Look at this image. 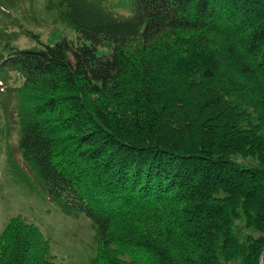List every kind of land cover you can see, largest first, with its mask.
<instances>
[{"label":"trees","instance_id":"16d2710c","mask_svg":"<svg viewBox=\"0 0 264 264\" xmlns=\"http://www.w3.org/2000/svg\"><path fill=\"white\" fill-rule=\"evenodd\" d=\"M41 2L75 38L16 47L0 0V91L33 95L19 150L91 264H262L264 0ZM39 230L11 219L0 264H56Z\"/></svg>","mask_w":264,"mask_h":264},{"label":"rangeland","instance_id":"374dc122","mask_svg":"<svg viewBox=\"0 0 264 264\" xmlns=\"http://www.w3.org/2000/svg\"><path fill=\"white\" fill-rule=\"evenodd\" d=\"M6 2L12 5L13 12L7 14L12 19H7L1 27L11 35V40L16 41V47H41L24 36L23 28L39 35L41 42L50 46L63 36L75 38L70 29L61 25L56 15L43 13L41 0ZM107 4L120 15L128 16L130 13L127 0H107ZM32 97L29 91L23 96H8L0 91V236L11 219L21 217L37 226L50 241L51 256L56 264H91L98 250L91 221L84 215L67 216L58 205H54L19 150L22 122L18 109Z\"/></svg>","mask_w":264,"mask_h":264},{"label":"water","instance_id":"95a60500","mask_svg":"<svg viewBox=\"0 0 264 264\" xmlns=\"http://www.w3.org/2000/svg\"><path fill=\"white\" fill-rule=\"evenodd\" d=\"M262 264H264V253L262 255Z\"/></svg>","mask_w":264,"mask_h":264}]
</instances>
